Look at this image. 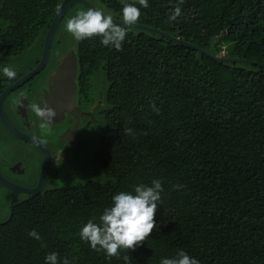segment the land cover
<instances>
[{"label": "trees", "instance_id": "trees-1", "mask_svg": "<svg viewBox=\"0 0 264 264\" xmlns=\"http://www.w3.org/2000/svg\"><path fill=\"white\" fill-rule=\"evenodd\" d=\"M62 1L8 0L2 20L10 37L22 36L20 50L48 27ZM177 3H136V24L212 55L264 64V0H184L183 15L170 21ZM122 49L99 37L79 43L81 68L90 73L104 64L109 81L96 151L101 180L18 204L0 224V264H45L51 252L60 264L65 257L125 264L126 254L131 264H160L180 250L199 264H264V68L218 62L132 28ZM155 179L164 189L157 227L135 251L108 260L80 239L81 227L93 217L99 222L115 194ZM33 229L41 240L29 237Z\"/></svg>", "mask_w": 264, "mask_h": 264}, {"label": "flooded vegetation", "instance_id": "flooded-vegetation-1", "mask_svg": "<svg viewBox=\"0 0 264 264\" xmlns=\"http://www.w3.org/2000/svg\"><path fill=\"white\" fill-rule=\"evenodd\" d=\"M98 1L99 7L85 0L76 3L122 20V7L117 6L120 0ZM7 2L0 0V224L8 221L14 208L24 201L97 181L92 178L101 180L96 151L109 87L104 64L88 73L79 63L80 41L76 49H68V39L58 33L67 11L51 39L46 35L57 12L48 27L20 50L22 36L19 41L10 37V26L2 20L9 9ZM6 66L16 71L15 79L3 75ZM99 71L108 82L105 94L93 85ZM32 103L56 111L50 132L40 128L42 121L31 111Z\"/></svg>", "mask_w": 264, "mask_h": 264}, {"label": "clouds", "instance_id": "clouds-1", "mask_svg": "<svg viewBox=\"0 0 264 264\" xmlns=\"http://www.w3.org/2000/svg\"><path fill=\"white\" fill-rule=\"evenodd\" d=\"M136 3L145 9L149 7L148 0H136ZM136 3H124L122 26L114 22L112 15H105L99 9L89 8L69 18L66 22V31L78 42L99 37L103 46L122 51V43L128 29L138 23L141 16L140 8L136 6ZM183 3L184 0H178L169 15L170 21H175L177 17L183 15L180 7ZM3 75L10 80L15 79L16 71L6 66L3 68ZM17 103H22V100H18ZM151 107L159 114L160 110L155 104ZM30 108L42 121L40 128L50 132V125L57 115L56 111L48 106L41 107L37 103H32ZM123 131L126 135L133 133L131 128H125ZM173 187L179 190L183 186L174 185ZM163 191L161 181L155 179L151 182V186L139 184L134 187L133 192H118L112 197V205L103 210L99 222H96V218L93 217L81 227L80 239L88 243L92 250L103 251L108 260L113 257L120 258L121 250L135 251L157 227L155 213L161 202ZM28 235L35 240H41L40 234L35 229ZM73 260L65 257L62 264H73ZM123 260L125 264H131L129 255H124ZM45 264H60L58 253L47 254ZM160 264H199V261L180 250L175 258H162Z\"/></svg>", "mask_w": 264, "mask_h": 264}, {"label": "water", "instance_id": "water-1", "mask_svg": "<svg viewBox=\"0 0 264 264\" xmlns=\"http://www.w3.org/2000/svg\"><path fill=\"white\" fill-rule=\"evenodd\" d=\"M76 1L78 0H63L62 3L59 6V9L56 13V15L54 16V19L50 25V28L47 32L46 35V39L49 40L51 39V36L57 26V22L59 21L60 18H62V16L65 14V12L76 3ZM114 22L119 24V25H123L122 20L113 18ZM130 28L132 29H136V30H140V31H145V32H149V33H154L158 36H161L163 38H166L170 41L176 42L178 44L184 45L186 47H189L191 49H194L196 51H198L199 53L205 54L209 57H211L213 60L218 61V62H226V63H234V64H243V65H253V66H258L260 68H264V64H260L258 62H254V61H249V60H245V59H241V58H231V57H225V56H221V55H212L211 52L206 51L202 48H199L189 42L183 41L179 38L170 36L169 34H167L166 32H163L161 30L155 29V28H151L148 26H144V25H140V24H135L133 26H131Z\"/></svg>", "mask_w": 264, "mask_h": 264}, {"label": "rangeland", "instance_id": "rangeland-1", "mask_svg": "<svg viewBox=\"0 0 264 264\" xmlns=\"http://www.w3.org/2000/svg\"><path fill=\"white\" fill-rule=\"evenodd\" d=\"M86 2L90 3L91 6H97L99 7L101 4L98 0H85ZM122 3L127 2L128 0H120ZM87 6L83 5V4H79L76 3L73 6H71L67 12H66V16H65V20H64V24L61 25L60 30H58V33H60V36L63 37L64 39H68L69 41V46L68 49H76V40L72 37V35L70 33H68L66 31V22L69 18H71L72 16L76 15L79 11H87ZM104 10V9H103ZM105 11V10H104ZM63 27V28H62ZM225 51L222 54H218L221 56H225L224 55ZM94 87L99 90L102 91L103 94H105V91L108 87V82L105 79V75L103 72L99 71L97 72L95 79H94ZM95 179L97 181L100 180V178H92Z\"/></svg>", "mask_w": 264, "mask_h": 264}]
</instances>
